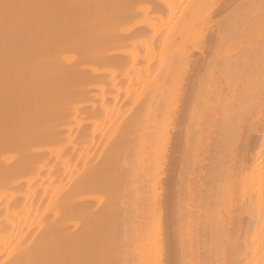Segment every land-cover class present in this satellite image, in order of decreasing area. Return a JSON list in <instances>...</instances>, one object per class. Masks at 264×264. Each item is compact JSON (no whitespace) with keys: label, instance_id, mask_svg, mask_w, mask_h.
<instances>
[{"label":"bare ground","instance_id":"1","mask_svg":"<svg viewBox=\"0 0 264 264\" xmlns=\"http://www.w3.org/2000/svg\"><path fill=\"white\" fill-rule=\"evenodd\" d=\"M262 142L264 0H0V264H264Z\"/></svg>","mask_w":264,"mask_h":264},{"label":"rangeland","instance_id":"2","mask_svg":"<svg viewBox=\"0 0 264 264\" xmlns=\"http://www.w3.org/2000/svg\"><path fill=\"white\" fill-rule=\"evenodd\" d=\"M199 54H200V53H194V55H195L196 57H197V56H198V57H201L202 55L200 54V55H201V56H200ZM195 56H193V58H196ZM218 73H219V72H217L215 75H217ZM250 81H251V80H250ZM244 83H245V84H247V83H248V84H251L253 89H254L255 86L257 85V82H256V81H251V83H249V81H248V82H244ZM251 85H250V86H251ZM248 90H251V89H249V87H248ZM238 91H239V90H237L235 93H237ZM236 95H237V94H235V97H236ZM251 108H252V107H251ZM252 111H253V110H252ZM257 124H259V123H257ZM254 125H255V124H254ZM256 126H258V125H256ZM257 128H259V126H258ZM257 128H255V129H257ZM166 129H167V128H166ZM253 131H254V130H253ZM256 131H257V132H260L259 130H256ZM256 131H255V133H254L255 136H252V137H254V138L251 137V142L254 141V144H253V143H252V144L257 146V144H258L260 141H258L259 134L256 133ZM251 132H252V131H251ZM250 134H251V133H250ZM255 137H256V138H255ZM260 137H261V132H260ZM255 141H257L258 143L256 144ZM252 144H251V145H252ZM259 144H260V143H259ZM262 144H263L262 146H264V142H262ZM253 145H252V146H253ZM256 146H255V148H256ZM252 148H254V147H252ZM255 148H254L253 150H255ZM257 149H258V148H257ZM257 149H256V150H257ZM253 150H252V152H253ZM254 152H255V151H254ZM162 166H163V165H162ZM161 180H162V181H165L164 177H162ZM162 181L160 182L161 185L163 184Z\"/></svg>","mask_w":264,"mask_h":264}]
</instances>
